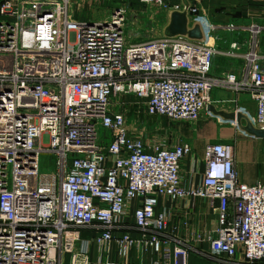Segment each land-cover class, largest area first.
<instances>
[{
	"label": "built area",
	"instance_id": "built-area-1",
	"mask_svg": "<svg viewBox=\"0 0 264 264\" xmlns=\"http://www.w3.org/2000/svg\"><path fill=\"white\" fill-rule=\"evenodd\" d=\"M73 1L0 0V264H89L91 242L99 253L114 243L121 258L136 249L153 252V264H188L193 247L167 233L157 209L161 197L187 196L216 201L217 225L202 237L213 259L263 264L264 183L240 182L233 145L207 144L202 182L186 191L180 165L190 145L144 142L109 106L133 93L148 115L195 122L222 90L246 95L264 129V26L216 24L191 4L203 41L129 43L121 0H87L113 3L96 19L76 17ZM220 56L241 59L242 70L214 74ZM40 154L52 156L53 172L40 173Z\"/></svg>",
	"mask_w": 264,
	"mask_h": 264
},
{
	"label": "crops",
	"instance_id": "crops-1",
	"mask_svg": "<svg viewBox=\"0 0 264 264\" xmlns=\"http://www.w3.org/2000/svg\"><path fill=\"white\" fill-rule=\"evenodd\" d=\"M195 1L190 0V4ZM179 3L182 4L181 0ZM260 52L264 54V51L260 50ZM242 67L241 59L220 56L214 59L213 73L216 75L224 72L239 73ZM210 104L216 109L243 113L251 104L255 112L254 103L246 95L235 96L228 91L213 90ZM190 123V125L187 123L178 125L174 135L172 134L174 139L172 144L181 140L191 147V152L181 161L180 165L181 185L186 191L200 186L205 170V147L212 143L232 142L235 166L240 182L249 185L258 182L264 183V155L260 151H253L246 147V142L252 138L255 139V137L240 131L235 123L214 116L207 110L201 113L197 121ZM215 207L216 201L205 197L187 196L175 200L161 197L159 199L157 209L166 215L167 233L182 241H188L193 247L189 253L188 264H233L213 259L208 253V243L202 240V237L213 231L217 225ZM131 211L132 209L130 213ZM132 234L136 233L132 231ZM89 250V264H153L152 262L156 258L153 252L140 254L136 249L130 251L128 258H121L117 254L114 243L108 247L107 251L103 250L99 253L91 242ZM98 257H100L99 262H97ZM240 257L241 254L237 253L235 260Z\"/></svg>",
	"mask_w": 264,
	"mask_h": 264
},
{
	"label": "rangeland",
	"instance_id": "rangeland-1",
	"mask_svg": "<svg viewBox=\"0 0 264 264\" xmlns=\"http://www.w3.org/2000/svg\"><path fill=\"white\" fill-rule=\"evenodd\" d=\"M120 2L126 10L124 32L129 43L163 36L162 31L168 20V11L165 8L141 6L136 0H121ZM170 3H179V0H170ZM192 5L200 6L202 11L216 24L264 26V0H197ZM72 8L74 15L79 19H96L107 17L113 10V3L74 0ZM258 48L264 51V31L258 39ZM109 109L111 112L121 113L128 132L147 143L160 140V142L171 145L174 141L172 134L175 133L176 127L183 123L191 124L185 120H170L160 115H148L143 101L133 93L113 97ZM254 113L253 105L249 104L244 114L252 121ZM98 135L103 143L109 140L107 130L99 129ZM231 145H233L232 142ZM246 147L253 151H260L264 155V139L252 138L246 142ZM39 164L41 174L53 172L56 167L52 156L48 154H40ZM128 224H132V220H129Z\"/></svg>",
	"mask_w": 264,
	"mask_h": 264
},
{
	"label": "water",
	"instance_id": "water-1",
	"mask_svg": "<svg viewBox=\"0 0 264 264\" xmlns=\"http://www.w3.org/2000/svg\"><path fill=\"white\" fill-rule=\"evenodd\" d=\"M182 10L168 11L167 24L164 26L162 34L164 38L185 37L193 41H203L204 32L199 22H190L188 16V9L190 3L188 0H181ZM207 111L212 113L223 120L235 123L239 130L245 134L264 139V129L256 127L252 121L240 111H225L216 109L213 105L209 104L206 108Z\"/></svg>",
	"mask_w": 264,
	"mask_h": 264
}]
</instances>
